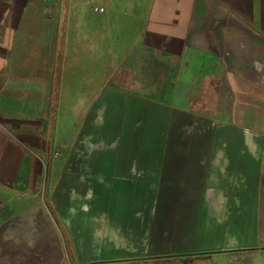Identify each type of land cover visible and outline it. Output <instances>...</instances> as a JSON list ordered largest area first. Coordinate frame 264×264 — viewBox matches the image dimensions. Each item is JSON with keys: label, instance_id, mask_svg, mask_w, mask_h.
<instances>
[{"label": "crops", "instance_id": "1", "mask_svg": "<svg viewBox=\"0 0 264 264\" xmlns=\"http://www.w3.org/2000/svg\"><path fill=\"white\" fill-rule=\"evenodd\" d=\"M85 1L0 0V264H264V0ZM200 113L222 126L164 149Z\"/></svg>", "mask_w": 264, "mask_h": 264}, {"label": "rangeland", "instance_id": "2", "mask_svg": "<svg viewBox=\"0 0 264 264\" xmlns=\"http://www.w3.org/2000/svg\"><path fill=\"white\" fill-rule=\"evenodd\" d=\"M104 3H106L104 0H86L82 4V10L83 12H87L92 14L93 6H103ZM99 12V11H98ZM96 14V13H95ZM122 23V22H121ZM131 38V36H130ZM122 42L120 44L117 43V49L115 51L108 52L106 49H102L100 47V59L98 60V68L94 65V69L98 71L97 75L94 76L95 80H98V82H94L93 84L89 83L91 85L90 89L88 90L89 98L85 99H63L60 105V99L57 100V129L54 134V146L51 147L50 151V159L49 162L45 164L44 168L41 166V171L43 173H46V171H59L60 170V161L64 155V150L61 149L63 146L62 141L70 142L74 138L75 131L73 130V124L72 122H78V126L80 127V124L83 122V120L86 117V112L89 109L90 106H93L94 104L99 103V99L103 98L105 95V92L102 91L103 84L107 83L109 80V77L111 76V73L114 69L115 65H119L121 61V55L125 53V45L128 41H125L124 37L121 36ZM125 41V42H124ZM125 43V45H124ZM102 44V43H101ZM90 52H88V64L91 65V58H90ZM113 55L112 57H110ZM96 64V61L94 62ZM79 82H73L74 86H78ZM80 87V86H79ZM100 89V91L98 90ZM98 96L96 99L95 97ZM80 113V114H79ZM156 116H158L156 114ZM154 115H151V119L153 118L155 121ZM128 115H124L123 118H125L124 122H126V119H128ZM138 115H134L131 118L134 122V119L138 118ZM150 119V116H149ZM153 122V121H152ZM223 123L218 121L216 118H210L209 116H205L204 114H195L194 116H191V119L188 123H182L180 126H169V132H166V130H163V135L165 138V134L168 135V139L172 140L171 144L173 143L175 146L168 147L164 149H170L174 151H179L178 153H181V150H186V147H184V143L187 142V140H202L205 137H209V135L214 134L216 131L215 129H219V127L222 126ZM153 134V132H152ZM185 141V142H184ZM101 146H105L106 144L101 143ZM105 148V147H104ZM191 150H195V148H190ZM199 151V148H196L194 153H197ZM47 168V170H46ZM222 263V262H221ZM224 264V263H223Z\"/></svg>", "mask_w": 264, "mask_h": 264}, {"label": "built area", "instance_id": "3", "mask_svg": "<svg viewBox=\"0 0 264 264\" xmlns=\"http://www.w3.org/2000/svg\"><path fill=\"white\" fill-rule=\"evenodd\" d=\"M94 10H98V9L95 7ZM0 208H1V205H0Z\"/></svg>", "mask_w": 264, "mask_h": 264}]
</instances>
